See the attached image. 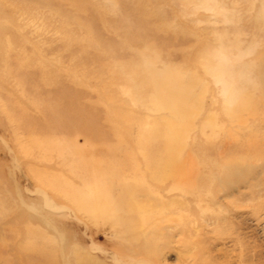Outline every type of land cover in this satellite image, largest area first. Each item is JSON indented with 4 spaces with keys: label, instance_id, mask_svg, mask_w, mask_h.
Returning a JSON list of instances; mask_svg holds the SVG:
<instances>
[{
    "label": "rangeland",
    "instance_id": "rangeland-1",
    "mask_svg": "<svg viewBox=\"0 0 264 264\" xmlns=\"http://www.w3.org/2000/svg\"><path fill=\"white\" fill-rule=\"evenodd\" d=\"M0 264H264V0H0Z\"/></svg>",
    "mask_w": 264,
    "mask_h": 264
}]
</instances>
